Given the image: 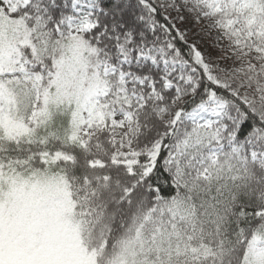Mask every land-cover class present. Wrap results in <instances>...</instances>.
<instances>
[{
    "label": "snow or ice",
    "instance_id": "snow-or-ice-1",
    "mask_svg": "<svg viewBox=\"0 0 264 264\" xmlns=\"http://www.w3.org/2000/svg\"><path fill=\"white\" fill-rule=\"evenodd\" d=\"M0 264H264V0H0Z\"/></svg>",
    "mask_w": 264,
    "mask_h": 264
}]
</instances>
